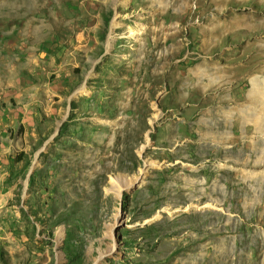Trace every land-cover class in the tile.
I'll use <instances>...</instances> for the list:
<instances>
[{
	"label": "rangeland",
	"instance_id": "rangeland-1",
	"mask_svg": "<svg viewBox=\"0 0 264 264\" xmlns=\"http://www.w3.org/2000/svg\"><path fill=\"white\" fill-rule=\"evenodd\" d=\"M0 264H264V0H0Z\"/></svg>",
	"mask_w": 264,
	"mask_h": 264
}]
</instances>
